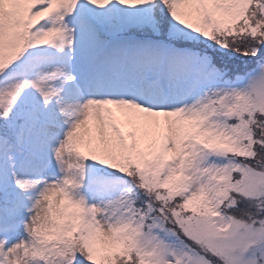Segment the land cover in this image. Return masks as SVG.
<instances>
[{"label": "snow or ice", "instance_id": "obj_1", "mask_svg": "<svg viewBox=\"0 0 264 264\" xmlns=\"http://www.w3.org/2000/svg\"><path fill=\"white\" fill-rule=\"evenodd\" d=\"M0 264H264V0H0Z\"/></svg>", "mask_w": 264, "mask_h": 264}]
</instances>
